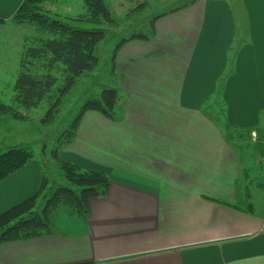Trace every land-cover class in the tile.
I'll return each instance as SVG.
<instances>
[{
	"label": "crops",
	"instance_id": "0c3cea01",
	"mask_svg": "<svg viewBox=\"0 0 264 264\" xmlns=\"http://www.w3.org/2000/svg\"><path fill=\"white\" fill-rule=\"evenodd\" d=\"M22 2L0 0L2 24ZM154 29L116 54L122 119L86 112L59 155L105 172L107 194L86 220L55 216L57 234L1 244L0 264H264V205L249 215L204 200L239 201L241 170L200 112L224 77L227 123L264 117V0H196ZM39 166L0 183V214L37 191Z\"/></svg>",
	"mask_w": 264,
	"mask_h": 264
},
{
	"label": "trees",
	"instance_id": "16d2710c",
	"mask_svg": "<svg viewBox=\"0 0 264 264\" xmlns=\"http://www.w3.org/2000/svg\"><path fill=\"white\" fill-rule=\"evenodd\" d=\"M49 2L51 0H23L10 19L13 23L33 24L39 29L41 35H46L44 38L29 39L27 41L29 44H25L22 48L18 60V72L13 85L12 101L17 107L37 108L45 99L53 97V88L60 76L62 84L56 91L58 98L51 104L48 111V115L52 117L60 103V98L71 90L79 77L86 72L93 71L97 66L98 58L95 55V49L103 40L105 33L102 29L90 31L76 29L57 19H51L50 11L47 8ZM195 2L196 0H191L168 13L186 9ZM84 3L86 13L77 16L74 20L70 18L69 21L97 26L114 23L103 0H84ZM164 15L165 13L158 15L152 20L148 35L131 36L116 46L112 55L113 70H115V57L119 49L132 40L151 41L155 35V21ZM4 22L0 19V24ZM231 70L230 68L228 75ZM224 80V77L219 79L217 90L201 106V114L206 105L212 106L215 112H218V107H222L220 98H222ZM123 100L124 98L122 96L120 98L115 88H106L100 92L98 99L88 100L83 105L70 127L57 137L55 149L52 151V158L63 172L67 186L54 185L53 188H48L49 180L43 172L44 166L40 167L41 181L37 191L0 214V245L57 234L53 219L59 214L87 219L89 202L107 194L110 185L108 176L103 171L83 168L63 160L59 155L63 149L73 143L79 122L86 112L98 113L105 119L117 123L123 116ZM262 112H257V116ZM0 115H10L16 120L25 119L14 108L1 103ZM206 118L215 126L221 136L224 130H231L227 120H224L223 117L222 119L225 121L222 123L223 126L218 125L215 118ZM253 131L256 130H249V135ZM260 138L264 139V136H259L256 144ZM260 155V160L264 161V146L260 150ZM33 162H35V156L27 148H10L1 153L0 183ZM40 198L43 205L39 207L37 201ZM246 198L248 199V197ZM204 200L234 211L254 214L253 206L248 200H239L234 204L208 198H204ZM242 203L245 204V207L240 206Z\"/></svg>",
	"mask_w": 264,
	"mask_h": 264
},
{
	"label": "rangeland",
	"instance_id": "374dc122",
	"mask_svg": "<svg viewBox=\"0 0 264 264\" xmlns=\"http://www.w3.org/2000/svg\"><path fill=\"white\" fill-rule=\"evenodd\" d=\"M190 0H103L114 23H105L97 26L89 23L73 22V20L86 13L84 0H51L47 5L49 17L57 19L70 27L90 31L102 29L105 33L103 40L97 45L95 55L98 64L91 72L84 73L76 81L71 90L60 98V103L48 115L51 104L58 98L57 89L62 84V78L53 88V97L45 99L37 108L25 109L17 107L12 101L13 85L18 72V60L25 44L31 38H44L39 29L29 23L0 24V103L14 108L24 120H16L10 115H0V154L10 148H27L33 152L35 163L44 166L43 172L49 180L48 188L54 185L67 186L63 172L59 169L52 151L55 149L57 137L67 130L81 108L88 100L98 99L100 92L106 88H115L119 96L125 95L117 86L121 78L116 70L112 69V55L116 46L134 35H148L152 20L158 15L168 13L170 10L183 6ZM27 42V43H26ZM126 75V74H125ZM225 82V81H224ZM51 95V96H52ZM220 96V93H219ZM223 97V96H222ZM222 107L215 112L212 106L206 105L202 115L215 118L218 125L227 120V108L223 98H220ZM221 112V114H219ZM223 117V119H222ZM228 124V123H227ZM231 130H224L222 138L231 145L238 158L241 178L238 182L240 200L253 206V213L260 215L264 205V161L260 160V150L264 146V117L259 118V123L249 135L252 127L228 124ZM219 132V131H218ZM252 133L256 134L255 139ZM227 144V145H228ZM264 157V155H263ZM264 159V158H263ZM247 194L248 199L244 196ZM38 206H42L40 198ZM241 207H245L242 203Z\"/></svg>",
	"mask_w": 264,
	"mask_h": 264
},
{
	"label": "built area",
	"instance_id": "2783aa9c",
	"mask_svg": "<svg viewBox=\"0 0 264 264\" xmlns=\"http://www.w3.org/2000/svg\"><path fill=\"white\" fill-rule=\"evenodd\" d=\"M255 137H256V134L252 133V138L255 139Z\"/></svg>",
	"mask_w": 264,
	"mask_h": 264
}]
</instances>
